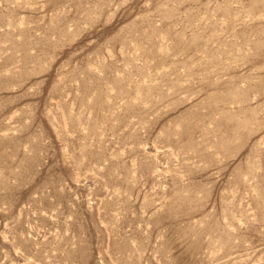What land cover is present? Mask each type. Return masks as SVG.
Returning <instances> with one entry per match:
<instances>
[{
    "label": "rangeland",
    "instance_id": "1",
    "mask_svg": "<svg viewBox=\"0 0 264 264\" xmlns=\"http://www.w3.org/2000/svg\"><path fill=\"white\" fill-rule=\"evenodd\" d=\"M0 264H264V0H0Z\"/></svg>",
    "mask_w": 264,
    "mask_h": 264
}]
</instances>
